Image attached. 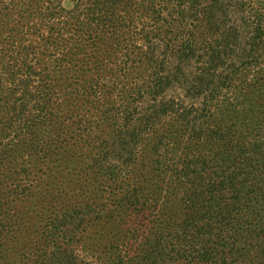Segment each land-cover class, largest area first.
Listing matches in <instances>:
<instances>
[{"label":"trees","instance_id":"trees-1","mask_svg":"<svg viewBox=\"0 0 264 264\" xmlns=\"http://www.w3.org/2000/svg\"><path fill=\"white\" fill-rule=\"evenodd\" d=\"M0 264H264V0H0Z\"/></svg>","mask_w":264,"mask_h":264}]
</instances>
